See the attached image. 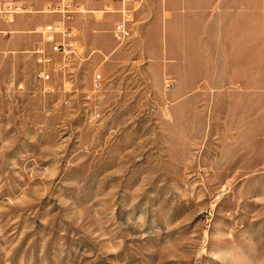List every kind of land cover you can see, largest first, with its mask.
Returning a JSON list of instances; mask_svg holds the SVG:
<instances>
[{"label": "rangeland", "instance_id": "374dc122", "mask_svg": "<svg viewBox=\"0 0 264 264\" xmlns=\"http://www.w3.org/2000/svg\"><path fill=\"white\" fill-rule=\"evenodd\" d=\"M13 1L34 25L0 21V264H264V0H126L123 45L120 2L77 0L51 91L29 32L59 0Z\"/></svg>", "mask_w": 264, "mask_h": 264}, {"label": "built area", "instance_id": "2783aa9c", "mask_svg": "<svg viewBox=\"0 0 264 264\" xmlns=\"http://www.w3.org/2000/svg\"><path fill=\"white\" fill-rule=\"evenodd\" d=\"M102 1V0H93ZM121 3V19L115 22L111 29V37L117 45L126 44L132 35L130 27L133 21V10L125 9L126 0H117ZM55 8V9H54ZM110 6H105L109 10ZM49 12L56 11L61 15L62 20L58 23H46L37 26L34 34L41 37L42 43L34 47L32 54L39 66L38 79L46 85L45 90L51 91L49 86L52 80V73L61 72L67 67L70 57L74 55V46L72 43L73 32L69 23L74 14H81L84 5L77 0H59L57 6L52 4L46 7ZM18 13V6L13 0H0V20L4 23H10ZM6 35L4 33H1ZM94 87H100V76L94 77Z\"/></svg>", "mask_w": 264, "mask_h": 264}, {"label": "crops", "instance_id": "0c3cea01", "mask_svg": "<svg viewBox=\"0 0 264 264\" xmlns=\"http://www.w3.org/2000/svg\"><path fill=\"white\" fill-rule=\"evenodd\" d=\"M19 2H21L22 3V1H19ZM35 2L36 3H38L39 2V0H35ZM171 4L170 5H173V2H170ZM52 3H50V2H44L43 3V5H42V9H41V11H39V13H42V14H44V12H43V10H44V8L46 7V6H48V5H51ZM203 6H204V8L206 9V8H209V6H210V4L211 3H209V1H203ZM22 12H24V11H22ZM20 15V14H19ZM1 21V20H0ZM58 23V22H57ZM8 24V23H7ZM10 24H13V25H11V26H9V28L8 29H12V28H14V27H17V28H21V29H23V30H29V29H31V28H33V25H34V22L33 21H26V20H24L23 18H17L16 19V21H15V23H14V20L12 21V22H10ZM6 29H3V30H0V32L1 33H4V34H14V32L13 31H5ZM30 34H32V33H34V31H32V32H29Z\"/></svg>", "mask_w": 264, "mask_h": 264}, {"label": "bare ground", "instance_id": "6f19581e", "mask_svg": "<svg viewBox=\"0 0 264 264\" xmlns=\"http://www.w3.org/2000/svg\"><path fill=\"white\" fill-rule=\"evenodd\" d=\"M48 6H50V5H48ZM48 6H46V7H48ZM55 6H57V3L55 4ZM46 7L44 8V10H43V12L44 13H48V14H56L57 12L56 11H52V12H49V11H47L46 10ZM55 9V8H54ZM85 11H83L82 13H84ZM22 13V11L21 10H18V13H17V15H19V14H21ZM13 21V20H12ZM11 21V22H12Z\"/></svg>", "mask_w": 264, "mask_h": 264}]
</instances>
